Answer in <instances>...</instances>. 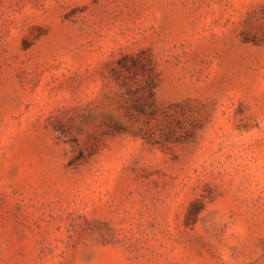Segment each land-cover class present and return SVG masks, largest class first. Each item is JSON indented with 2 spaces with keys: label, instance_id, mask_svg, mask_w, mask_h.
<instances>
[{
  "label": "rangeland",
  "instance_id": "rangeland-1",
  "mask_svg": "<svg viewBox=\"0 0 264 264\" xmlns=\"http://www.w3.org/2000/svg\"><path fill=\"white\" fill-rule=\"evenodd\" d=\"M0 264H264V0H0Z\"/></svg>",
  "mask_w": 264,
  "mask_h": 264
}]
</instances>
